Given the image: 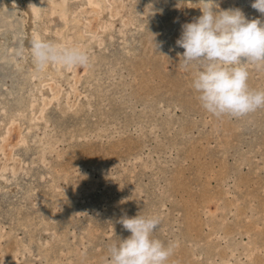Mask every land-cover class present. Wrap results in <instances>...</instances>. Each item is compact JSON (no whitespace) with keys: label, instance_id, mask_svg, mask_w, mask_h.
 Instances as JSON below:
<instances>
[{"label":"rangeland","instance_id":"374dc122","mask_svg":"<svg viewBox=\"0 0 264 264\" xmlns=\"http://www.w3.org/2000/svg\"><path fill=\"white\" fill-rule=\"evenodd\" d=\"M221 2L264 20L254 0ZM11 3L0 2L11 27L0 29V264H104L131 235L118 221L139 213L161 217L156 238L176 245L167 264H264V108H202L199 65L177 55L193 20L178 0H66L59 13L37 0L34 18ZM28 28L90 65L37 72ZM247 68L264 91V66Z\"/></svg>","mask_w":264,"mask_h":264},{"label":"clouds","instance_id":"9594fccd","mask_svg":"<svg viewBox=\"0 0 264 264\" xmlns=\"http://www.w3.org/2000/svg\"><path fill=\"white\" fill-rule=\"evenodd\" d=\"M177 5L201 13L181 26L176 45L184 49L177 54L183 68L199 65L191 87L202 108L217 118L264 108V91L249 88L247 68L264 66V20H248L239 8L221 9L220 0H178ZM251 7L264 17V0H254ZM28 50L37 72L51 65L65 70L90 65V55L77 46L32 38ZM118 222L131 235L108 246L104 264H167L174 255L175 243L155 236L162 223L158 214L125 215Z\"/></svg>","mask_w":264,"mask_h":264},{"label":"bare ground","instance_id":"6f19581e","mask_svg":"<svg viewBox=\"0 0 264 264\" xmlns=\"http://www.w3.org/2000/svg\"><path fill=\"white\" fill-rule=\"evenodd\" d=\"M2 1V0H1ZM0 1V2H1ZM12 1V3H11V5H14V6H20V7H22V6H25V8H26V11L28 12V14L29 15H31V18H34V16L35 15H37L36 14V12L38 11L37 9L39 8L38 6H37V0H11ZM89 3H90V5H91V7H93V9L94 10H98V9H103L104 10V8H105V6H106V0H89ZM6 4V3H5ZM53 5H54V9H53V11L54 12H58L59 13V11H62L63 9H64V7H65V5H66V0H54V3H53ZM7 6V5H6ZM38 7V8H37ZM107 7V6H106ZM220 7H221V9H224V10H226L225 8H224V6L222 5V2H221V0H220ZM4 9H6V8H4ZM121 9V8H120ZM182 10V9H181ZM18 13V12H17ZM103 13V12H102ZM20 14V13H19ZM65 14H66V12H65ZM115 14V13H114ZM117 14H118V9H117ZM182 14H184V16L185 17H190V18H194V17H198L199 15H201V13L199 12V10H196V9H189V8H184V12L182 13ZM66 16V15H65ZM183 15H181V17H182ZM26 19V18H25ZM180 21H181V19H180ZM30 22V21H29ZM33 24V23H32ZM33 27V26H32ZM77 29V28H76ZM28 30H29V32H28V38H27V41H28V43L30 42V40L32 39V38H36V36L34 35V31H33V29L31 28V29H29L28 28ZM76 36L79 38V39H85L86 37H87V34L83 31V32H81L80 30H77V32H76ZM63 47H67V46H63ZM81 50H82V48H81ZM56 67H58L59 68V70H60V73L61 72H63V68L61 67V66H59V65H56ZM55 68V65H51V66H49L48 68H46L44 71H50V70H52V69H54ZM73 69V68H72ZM56 70H58V69H56ZM69 70H71V69H69ZM67 71V70H66ZM56 72H58L59 73V71H56ZM59 73V74H60ZM68 73V72H67ZM2 172V171H1ZM2 176V175H1ZM3 180H5V178H2ZM19 189V188H18Z\"/></svg>","mask_w":264,"mask_h":264},{"label":"water","instance_id":"95a60500","mask_svg":"<svg viewBox=\"0 0 264 264\" xmlns=\"http://www.w3.org/2000/svg\"><path fill=\"white\" fill-rule=\"evenodd\" d=\"M36 14H38V12H36ZM1 28H4V29H8V28H11V27H9V26H7V24L5 23V21H1L0 20V29Z\"/></svg>","mask_w":264,"mask_h":264}]
</instances>
